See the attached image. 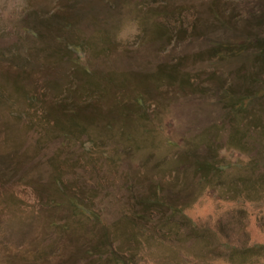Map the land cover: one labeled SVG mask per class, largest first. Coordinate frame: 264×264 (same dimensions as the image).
<instances>
[{"label": "rangeland", "instance_id": "374dc122", "mask_svg": "<svg viewBox=\"0 0 264 264\" xmlns=\"http://www.w3.org/2000/svg\"><path fill=\"white\" fill-rule=\"evenodd\" d=\"M263 14L264 0H0V264H97V243L127 264L254 257L220 249L211 236L199 245L183 234L178 247L148 244L147 251L123 240L143 234L133 215L162 177L183 203L200 191L193 172L176 162L206 130L212 151L205 144L189 151L215 158L227 137L221 88L236 65L214 49L264 35ZM91 81L99 91L89 92ZM55 104L84 121L81 133L71 125L70 140L53 128ZM215 191L204 190L184 211L194 235L219 227L227 245H264V202L220 200ZM224 249L240 254L228 259ZM252 262L264 264V253Z\"/></svg>", "mask_w": 264, "mask_h": 264}, {"label": "trees", "instance_id": "16d2710c", "mask_svg": "<svg viewBox=\"0 0 264 264\" xmlns=\"http://www.w3.org/2000/svg\"><path fill=\"white\" fill-rule=\"evenodd\" d=\"M261 17L264 20V14ZM68 24H70L68 20L62 23L66 28L71 25ZM73 49L78 54L82 52L79 46L74 45ZM214 51L222 59L232 61L229 63L231 66L236 65L234 80L221 88V97L226 111L224 123L229 126L226 129L227 133H225L227 137L219 149L215 151V158L208 157L207 154L200 156L199 150L196 152L189 151L190 149H199L205 144L211 152L213 148L211 130H206L192 139L190 144L185 145L183 154L176 163L179 164L178 166L184 165L193 172V178L200 191L192 195L195 198L191 201L183 203L180 192L171 193L169 189L164 188V185L167 184V178L159 179L155 185L144 190L145 192L139 200L140 210L138 212L141 215H133L141 217L143 226H140L142 229L139 233L143 234H137L132 239L122 235L124 236L123 243H137L141 250L146 248V251L148 244L171 248L173 246L178 247L179 242H182L181 235L189 234L192 242L197 241L199 245L203 243L200 241L203 239L208 241L211 236L214 243L220 245V249L222 245L224 248H235L233 250L237 251L242 249L243 252L254 257L256 253H264V245L248 248L247 243L241 247L232 241H227L229 243L227 245L224 243L226 240L219 235V231H221L219 227H215V231L210 227L205 232L200 231L202 234L196 233L194 235V223L184 215V211L190 209L204 194V190L208 189L216 190L218 194H221L220 200L264 202V35L260 33L245 39L240 38L233 41L230 39L225 43L218 44ZM166 79L170 82L174 81L173 74L166 76ZM91 82L89 92L92 90L99 91V83L97 81ZM135 104L141 107L142 100L138 97ZM51 109L57 111V113H53V111L48 113L54 118L53 128L61 133L66 140H70L73 135L72 129H69L71 125L81 129L79 124L83 125L84 123L79 117L80 112L69 111L59 104H55V107ZM44 116V113L38 115L37 120L42 122ZM107 125L109 124L107 123ZM83 130L82 128L78 133ZM49 132L53 134L51 131ZM127 137L128 140H131L129 135ZM251 144L258 146L254 154L248 149ZM233 153H236L237 157L232 156ZM59 177L57 175L54 181V187L58 185L57 189H61L62 185ZM69 202L75 208L81 207L75 198L70 199ZM131 212L134 213L135 209ZM237 212L241 214L239 215L240 219L246 217V211L241 209ZM196 232L198 231L196 230ZM145 233H149V237H144ZM123 243L119 244V249L123 248ZM109 245L112 247V244ZM103 247L101 243H97L94 247L96 254H98L97 264H127L126 257L121 254H117V256L114 252L108 256L104 253ZM129 250L131 251L130 248ZM237 251H232L236 254L233 253L235 256L240 254ZM223 252L224 257L228 256L227 258L230 259L229 254L232 252H228L227 249ZM220 256H223L222 253ZM254 257L242 259L238 264H252Z\"/></svg>", "mask_w": 264, "mask_h": 264}]
</instances>
